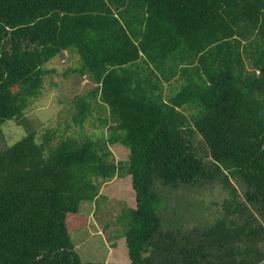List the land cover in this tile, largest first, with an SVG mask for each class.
<instances>
[{"label":"trees","instance_id":"16d2710c","mask_svg":"<svg viewBox=\"0 0 264 264\" xmlns=\"http://www.w3.org/2000/svg\"><path fill=\"white\" fill-rule=\"evenodd\" d=\"M65 52L94 84L71 121L98 113L108 139L27 119ZM12 120L28 135L0 149V264H97L72 237L83 204L101 210L103 184L126 177L131 264H264V0H0V128ZM213 184L217 215L164 226L166 191Z\"/></svg>","mask_w":264,"mask_h":264},{"label":"rangeland","instance_id":"374dc122","mask_svg":"<svg viewBox=\"0 0 264 264\" xmlns=\"http://www.w3.org/2000/svg\"><path fill=\"white\" fill-rule=\"evenodd\" d=\"M79 60L78 55L66 52L47 65L48 69H55L57 73L46 78L41 96L31 103L26 113L27 119L36 121L40 134L44 133L48 127L61 130L69 127L68 133L74 135L80 132L86 135L92 133L101 135L102 132L99 130H102L103 137L108 139L109 132L101 128L97 120L98 113L96 121H89L82 129L71 121L74 114L71 110L72 100L88 94L94 87L89 77L82 78L78 74H71L70 71L79 65ZM68 72H70L69 75ZM27 135L25 127L19 126L15 120L8 121L0 128V149L13 146ZM196 145L199 156L209 163L211 158L206 155L205 146L200 144V138L195 139ZM111 151L116 162L129 159L130 151L120 144L111 146ZM232 184L237 188L239 186L235 181ZM168 194L169 196L167 191L163 194L170 204L162 216L168 220L164 226L169 223L175 225L174 220H177L186 225L187 231L195 229L196 216L205 214L210 218L213 214L217 215L227 196L216 184L203 188L182 186L173 198L171 193L168 192ZM98 201L101 202L102 209L97 212H95L96 204L88 202L83 204L82 214L89 219V222L86 227L73 234L76 251L86 263L131 264L127 242L121 235L122 228L118 223V217L127 208L136 206L131 178L115 179L104 183L101 198ZM106 226H108L107 230Z\"/></svg>","mask_w":264,"mask_h":264},{"label":"clouds","instance_id":"9594fccd","mask_svg":"<svg viewBox=\"0 0 264 264\" xmlns=\"http://www.w3.org/2000/svg\"><path fill=\"white\" fill-rule=\"evenodd\" d=\"M66 53V52H65Z\"/></svg>","mask_w":264,"mask_h":264}]
</instances>
